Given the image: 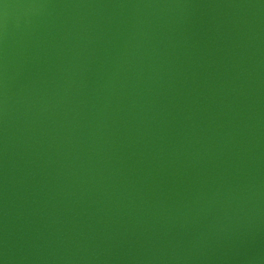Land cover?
<instances>
[{"label": "water", "instance_id": "obj_1", "mask_svg": "<svg viewBox=\"0 0 264 264\" xmlns=\"http://www.w3.org/2000/svg\"><path fill=\"white\" fill-rule=\"evenodd\" d=\"M0 264H264V0H0Z\"/></svg>", "mask_w": 264, "mask_h": 264}]
</instances>
